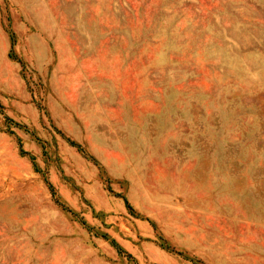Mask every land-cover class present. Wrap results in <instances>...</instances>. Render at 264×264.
<instances>
[{
  "label": "rangeland",
  "instance_id": "1",
  "mask_svg": "<svg viewBox=\"0 0 264 264\" xmlns=\"http://www.w3.org/2000/svg\"><path fill=\"white\" fill-rule=\"evenodd\" d=\"M0 264H264V0H0Z\"/></svg>",
  "mask_w": 264,
  "mask_h": 264
}]
</instances>
